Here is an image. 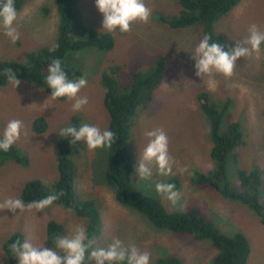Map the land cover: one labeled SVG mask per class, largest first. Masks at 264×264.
Listing matches in <instances>:
<instances>
[{"label":"rangeland","instance_id":"rangeland-1","mask_svg":"<svg viewBox=\"0 0 264 264\" xmlns=\"http://www.w3.org/2000/svg\"><path fill=\"white\" fill-rule=\"evenodd\" d=\"M144 2L151 9L149 22L138 21L127 33L111 32L115 34L113 50L90 49L69 58L70 63L83 70L87 79V86L78 95L87 96L88 104L80 111H72L74 101L52 99L44 89H36L25 81L16 88L12 85L0 88V136L10 120H21L23 129L13 145L29 159L28 165L24 166L11 158H0V203L9 197L22 199L23 189L29 181L40 179L50 187L58 179V143L62 138L58 133L61 128L72 125L75 116L80 118V126L87 123L109 130L110 120L104 106L106 89L101 84L104 74L114 77L121 85H130L128 75L141 70L143 73L152 71L158 59L164 57L166 77L154 91L148 108L141 110L130 145L132 147L134 135H142L143 151L148 143L145 133L163 129L168 137L170 155L181 167H187L188 172L176 173L174 167L175 174L160 176L153 165L150 179L140 180L135 172L133 181L150 195L156 182L169 183L175 177L181 185L178 190L180 198L175 204L157 193V199L162 200L168 211L196 209L209 217L223 234L244 233L252 248L248 264H264V225L260 218L241 203L222 198L214 189H199L192 183L196 173H206L215 166L210 154L213 148L209 135L210 120L198 99L202 92H208L214 100L230 99L232 107L222 126L237 123L242 130L245 145L237 149L240 167L248 172L261 170L264 176V44L259 59L254 54L252 58L236 62L232 77L215 74L214 83L204 82L195 75V61L191 58L195 46L205 35L204 28L196 25L175 30L160 21L161 17L171 19L180 14L178 0ZM81 6L87 14L83 10L86 27L98 33H108L103 31V15L95 6V0H81ZM253 23L264 32V0H243L230 14L213 24L212 34L216 41L223 39L228 48L243 41ZM14 26L20 33V39L15 43L0 28V62L26 63L31 52L52 47L57 42L60 17L56 0L31 1L18 13ZM38 117H45L49 124L48 131L43 134L33 132V123ZM138 155H135V167ZM108 158L107 147L90 151L83 141H79L76 147V191L81 199L96 203L103 220L101 234L91 239L93 247H104L117 237L129 250L135 247L141 253L147 252L151 257L150 264L164 256L158 248L191 247V251L199 253L194 257L203 258L199 264H211L218 251L210 241L199 242L186 235L158 230L143 215L116 200V185L106 168ZM228 174L232 184L237 185L232 165L228 166ZM263 195L264 187L263 193L261 188ZM50 221L62 223L66 235H70L77 225L87 229L85 220L55 204L39 212L0 210V264H8L3 247L19 231L34 246L54 248L47 240ZM89 254L86 253L84 264H95L87 259Z\"/></svg>","mask_w":264,"mask_h":264},{"label":"trees","instance_id":"trees-1","mask_svg":"<svg viewBox=\"0 0 264 264\" xmlns=\"http://www.w3.org/2000/svg\"><path fill=\"white\" fill-rule=\"evenodd\" d=\"M31 1L33 0H14L16 11L21 12ZM242 1L178 0L181 7L180 14L171 19L161 17L160 21L175 30L196 25L203 26L205 35H210L212 42H218L212 34L213 24L230 14ZM56 4L60 17L59 36L55 44L58 45L57 50L50 52L51 47L35 50L28 55L26 63L0 62V88L10 85L3 75V69L12 68L16 72L17 79L30 83L36 89L42 88L51 95L52 89L48 87L45 79L48 74V65L53 58L60 59L62 69L68 78L76 80L85 75L81 68L70 63L69 58L73 54L90 49L100 52L114 49L115 34L98 33L86 27L84 16L86 11L81 6V0H56ZM221 45L225 51L229 50L225 44ZM150 71L143 73L141 70L128 75L131 77L130 85H121L117 79L115 80L107 73L101 79V84L106 89L104 106L110 120L111 131L116 134L117 138L111 148L107 147L109 158L106 166L112 182L116 185V200L121 205L131 207L143 215L158 230L168 231L172 235H186L199 242L210 241L218 251L211 264H248L252 248L250 240L244 233L239 232L233 236L225 235L209 217L202 215L196 209L168 211L162 200L157 199L156 189L151 190L149 195L140 184L134 183L132 177L135 173L136 153L128 146V140L133 130L136 129L141 110L148 108L154 91L162 85L166 77V59L160 57L155 68ZM57 99L66 101L68 98ZM198 99L202 111L210 120L209 135L213 142L211 159L215 166L206 173L197 171L195 178H192V183L199 189H214L222 198L248 207L264 225V195L261 196V188L263 193L264 187L263 172L261 170L248 172L240 167L237 149L245 145L242 130L237 123L230 124L225 130L222 126L227 111L232 107V102L230 99L214 100L207 93H202ZM72 126L77 128L80 126L78 116L73 118ZM48 129L49 124L45 117L35 119L34 133L43 134ZM70 139L71 137H62L58 143V179L50 187L40 179L29 181L23 189L22 199L28 204L53 192L65 193L52 204L73 211L85 220L87 222L86 233L88 239L91 240L95 235L101 234L102 215L94 201L81 199L76 191L78 168L74 157L79 141L72 144ZM0 158H11L24 166L29 163L28 157L23 155L15 145H12L7 152L0 150ZM229 165L234 168V177L238 180L237 185H233L230 180ZM169 183L175 184L177 191L181 187L175 177L171 178ZM56 236H66V228L62 223L50 221L47 225V240L52 247L55 246L54 237ZM16 240L26 241L25 234L20 231L16 232L5 243L3 249L7 255L8 264H19L10 250V245ZM170 248L171 250L158 248V252L164 256L158 258L155 264H199V260L203 259L201 256L194 257L199 253L191 251V247L171 246Z\"/></svg>","mask_w":264,"mask_h":264},{"label":"clouds","instance_id":"clouds-1","mask_svg":"<svg viewBox=\"0 0 264 264\" xmlns=\"http://www.w3.org/2000/svg\"><path fill=\"white\" fill-rule=\"evenodd\" d=\"M95 6L103 15V31L110 33L117 30L121 33H127L131 31V26L134 23L139 21L146 24L151 17V9L147 7L144 0H95ZM19 18L22 19V17ZM17 19L18 13L14 0H0V28L4 30V35L10 38L13 43L20 39V33L14 26ZM218 42H212L211 36L206 34L192 52L191 58L195 61V75L203 78L204 82L214 83L215 74H222L228 78L232 77L236 62L240 58H252L255 54L256 59H259L261 45L264 44V32L253 23L249 25L248 35L243 41L232 44L228 51H225L221 45L224 44L223 39ZM57 48L58 45H53L49 51L55 52ZM47 73L45 82L52 89L50 96L52 99L67 97L74 101L72 111H80L88 104L87 96L78 95L81 89L87 86L85 77L82 76L76 80L69 79L62 69V61L58 58L51 60ZM3 75L8 84L15 88L20 85L21 81L17 79L16 72L12 68L3 69ZM202 93L209 94L208 92ZM230 124L232 123L227 124L223 129L225 130ZM22 129L23 122L21 120H10L2 136H0V150L7 152L20 138ZM58 134L65 138L71 137L70 142L72 144L83 141L90 151L97 148H111L117 140L116 134L111 131V124L109 130H101L99 127L87 123L78 128L69 125L61 128ZM145 136L148 138V143L143 151L141 150L144 146L142 135L133 136L132 147L130 145L132 135L128 140L130 149L136 154L139 153L135 172L139 175L140 180L152 177L153 165L160 176L175 174L173 172L174 167L176 173L188 172L187 167H181L170 155L168 137L163 129L147 131ZM175 188L173 183H155L156 192L162 197H166L173 204L180 198V192ZM64 194L63 192H53L28 204H25L20 198L9 197L0 203V210L7 209L12 213H16L17 210L20 212L32 210L39 212ZM93 244L94 241L88 239L86 229L77 225L70 235L54 237V248L49 249L44 245L34 246L27 240L24 242L16 240L10 245V250L19 264H84L86 253H90L87 259L94 261L95 264H125V262L126 264H150L151 257L147 252L141 253L135 247L129 250L123 246V242L117 237H113L111 242L104 247H93Z\"/></svg>","mask_w":264,"mask_h":264}]
</instances>
